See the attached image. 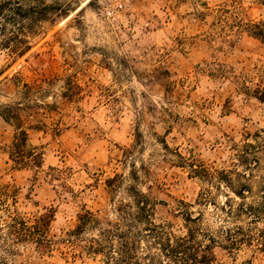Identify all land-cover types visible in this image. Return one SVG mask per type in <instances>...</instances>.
Masks as SVG:
<instances>
[{"label": "rangeland", "instance_id": "rangeland-1", "mask_svg": "<svg viewBox=\"0 0 264 264\" xmlns=\"http://www.w3.org/2000/svg\"><path fill=\"white\" fill-rule=\"evenodd\" d=\"M46 3L59 16L32 50L0 51V264H126L119 237L131 232L133 190L174 237L195 227L206 245L204 234L223 242L236 226L264 233V220L227 219L226 196L243 201L220 179L247 172L248 158L244 203L264 205V0ZM5 106H19L41 169L9 161ZM51 208V248L14 240L15 215L29 221ZM87 211L96 223L75 236ZM106 230L117 232L112 248ZM137 242L140 264L168 263L152 238ZM211 247L214 264H264L255 247Z\"/></svg>", "mask_w": 264, "mask_h": 264}, {"label": "trees", "instance_id": "trees-1", "mask_svg": "<svg viewBox=\"0 0 264 264\" xmlns=\"http://www.w3.org/2000/svg\"><path fill=\"white\" fill-rule=\"evenodd\" d=\"M56 10V6L47 4L46 0H0V51L7 50L10 57L14 59L26 55L41 40L39 38L44 34V24H51L59 16L58 13L52 14ZM256 35L260 39L264 37L263 35ZM18 110L19 106H5L1 111L3 119L15 128L13 139L7 147L8 159L16 168L39 170L43 166V153L30 143L28 131L23 126ZM247 146L252 147L253 145L247 143ZM243 161L246 163L244 168L247 169L244 174L224 171L220 173L222 177L220 179L225 187L243 202L234 207L232 198L226 196L221 211L226 214L227 219L234 220L246 215L250 217L252 222L262 221L264 214L262 216L261 210L264 209V205L254 206L244 203L246 195L252 193V188L248 183H240L239 181L241 178L248 181L252 174L249 172L251 171L250 165H247L248 158L242 157ZM132 198L133 205H129L128 208L131 210L134 207L135 213L126 212V216L130 217L127 223L131 232L119 237L122 241L120 251L122 255L124 254L122 259L127 260L126 264H140L139 260L135 258L137 241L148 238H152L154 245L167 258L168 263L166 264H214L211 246L215 244H220L223 249L232 253L243 245L264 251V233L259 232V234L253 235L251 228L246 230L239 226L222 231L224 234L223 242H218L214 237L204 234V237L208 238L210 242L206 245L198 240L195 227L188 228L186 236L174 237L164 225L153 222L150 200L146 196L133 190ZM53 219L54 211L52 208L47 209L44 214L34 216L29 221L15 215L9 224L10 233L18 242H31L51 248L52 241L48 238V232ZM79 221L80 224L74 231L75 236H79L87 229V226L96 223L93 214L88 211L80 215ZM197 221V218L188 219V222L192 223H197ZM140 224L144 225V233L141 230L133 232V228L136 226L137 229ZM118 226L116 225L114 228ZM115 233H117L115 230L102 232V236L107 237L111 248L113 245L111 236L115 237L117 235ZM101 248V242L96 240L89 247L93 253H98ZM150 260L155 264H164L162 261L157 262L155 258H150Z\"/></svg>", "mask_w": 264, "mask_h": 264}]
</instances>
